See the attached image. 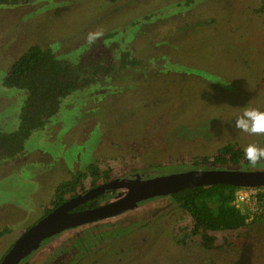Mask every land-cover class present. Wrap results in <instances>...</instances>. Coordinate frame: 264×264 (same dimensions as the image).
<instances>
[{"label": "rangeland", "instance_id": "1", "mask_svg": "<svg viewBox=\"0 0 264 264\" xmlns=\"http://www.w3.org/2000/svg\"><path fill=\"white\" fill-rule=\"evenodd\" d=\"M261 3L21 0L1 4L0 82L34 44L51 47L70 60L114 59L116 52L129 50L140 63L63 99L60 112L27 139L21 155L0 161V259L50 208L58 184L69 172L85 170L101 157L125 159L128 154L135 157L137 168L146 167L142 171L149 176L196 167L264 170V158L255 166L214 165L202 159L212 158L227 142L243 152L249 145L264 150V132L235 126L245 108L264 111ZM91 33L96 34L93 40ZM107 33L112 35L104 38ZM26 97L22 89L0 87V130L12 131L19 125ZM182 161L186 165L179 164ZM144 200L107 218L110 223L90 229L72 227L63 249L81 241L84 249L79 254L84 256L71 263L264 264L263 214L234 231L195 232L192 219L169 194ZM61 252L57 249L47 264H62Z\"/></svg>", "mask_w": 264, "mask_h": 264}, {"label": "trees", "instance_id": "2", "mask_svg": "<svg viewBox=\"0 0 264 264\" xmlns=\"http://www.w3.org/2000/svg\"><path fill=\"white\" fill-rule=\"evenodd\" d=\"M20 1L0 0V5H15ZM260 9L264 11V0ZM110 35L112 33H107L104 38ZM116 54L117 57L114 59L105 57L70 60L58 56L54 49L41 44H34L20 54L3 77L0 87L22 89L27 97L19 113V125L12 131L0 130V161L21 155L26 149L27 139L43 130L60 112L63 99L87 88L100 78L111 76L117 70L140 63V59L132 57V52L129 50H121ZM102 75L104 76L100 77ZM241 158L248 162L244 152L237 148L235 143L227 142L218 147L212 158L204 156L202 159L216 165L237 162ZM98 168L95 161H92L85 170L79 169L69 173V177L58 184L54 199L50 200L49 204L57 206L64 201L70 202L80 194L82 187L83 190L86 189L84 185L87 179L91 181L92 186H95ZM238 188L239 186L231 184H212L186 187L167 194L171 201L192 219L195 232H230L252 223L247 220L248 215L245 212L232 204ZM86 204L87 202H84L82 207ZM50 210L52 209L45 210L44 215ZM3 229L1 233H5L6 228ZM49 237L45 239L48 240ZM42 241L24 254L26 259L23 258L21 261L19 259L16 264H47L56 255L57 249L62 248L60 245H51L48 248ZM63 243L65 244V240ZM39 261L41 263H38ZM90 264H98V262L93 261Z\"/></svg>", "mask_w": 264, "mask_h": 264}, {"label": "water", "instance_id": "3", "mask_svg": "<svg viewBox=\"0 0 264 264\" xmlns=\"http://www.w3.org/2000/svg\"><path fill=\"white\" fill-rule=\"evenodd\" d=\"M231 184L239 187L264 185V170L198 169L174 172L151 177L138 182H108L89 190L59 211H52L26 228L0 259V264H16L34 245L60 231L79 226L86 222L108 218L124 212L137 202L160 194L192 186ZM110 185L125 188L119 197L106 203L77 211H67L84 199Z\"/></svg>", "mask_w": 264, "mask_h": 264}, {"label": "flooded vegetation", "instance_id": "4", "mask_svg": "<svg viewBox=\"0 0 264 264\" xmlns=\"http://www.w3.org/2000/svg\"><path fill=\"white\" fill-rule=\"evenodd\" d=\"M104 157L99 158V160L98 159L95 160V163L99 167L98 168V172H97V184L95 186H92V183H91L90 180H88V179L85 180L86 181V185H84V186H86L85 190H83L82 189L83 187H82L80 189V194L76 198L72 199L70 202L64 201L62 204H59L57 206H53L51 204V206H50L51 208H49V209H52V210H50L49 212L59 211V210L65 208L70 203L74 202L76 199L84 196L89 190H92V189L96 188L97 186H99L100 184H103V183H108V182H112V181L132 183V182H138V181H141V180H145V179H148V178H151V177H155L153 175L149 176V174L143 173L142 170H144L146 167L137 168L136 163L133 162L135 157H131L128 154H127L125 159H122V157H120V156H118L117 158H113L112 157V158H108V159L107 158L104 159ZM179 163L183 164V165H186V164H184L183 161L179 162ZM242 163H245V161L244 160H238L237 162L224 163V165L225 164H227V165L228 164H234V165L240 166ZM199 165H201V164L200 163L196 164V166H199ZM198 169H203V168L196 167V168L190 169V170H198ZM190 170L189 169H184L182 171H176V172H183V171H190ZM237 170H253V169H243V168L239 169V168H237ZM69 173H71V172H69ZM172 173H174V172H172ZM70 177H71V175H70ZM125 191H126L125 188L115 187V186L110 185L106 189H103V190H101V191H99L97 193H94L92 195L87 196L84 199V201H82L78 205L74 206L73 208L68 209L67 211L82 210V209H86V208H89V207H94V206L106 203L108 201H111V200L121 196ZM88 199H89V201H88ZM84 202H87V204L84 207H82ZM106 222L107 223L109 222L108 219L107 218H103V219H98V220H95V221L83 223V224H81V225H79L77 227H81V229H82V227H84V226H90L89 227V229H90V228H94L99 223H106ZM75 231L77 232V230H75ZM70 233L71 234L73 233L72 231H70V229H66V230L60 231V233H58L59 236H57L56 238H54L52 240L53 243H51V241H47V243L49 245L52 244V245H60V246H62V248L58 249V250L62 251L61 253H63V255L61 257L62 264L77 263L80 260H82V258L84 256L83 254L82 255L79 254V253H81V250L84 249V244L80 243L81 241H78L76 243L78 245L74 244L75 241H73L71 244H70V242H68L70 244L69 249L68 248L63 249V247H64L63 241L66 240V236L69 235ZM62 236H65V237H62ZM58 237H61V241L60 240L57 241ZM63 250H65V252H63Z\"/></svg>", "mask_w": 264, "mask_h": 264}, {"label": "clouds", "instance_id": "5", "mask_svg": "<svg viewBox=\"0 0 264 264\" xmlns=\"http://www.w3.org/2000/svg\"><path fill=\"white\" fill-rule=\"evenodd\" d=\"M96 34H89V40L95 39ZM235 126L244 131L264 132V111L253 108H245L236 117ZM245 158L250 165L255 166L257 161L264 158V150L257 149L254 145H249L244 150Z\"/></svg>", "mask_w": 264, "mask_h": 264}, {"label": "built area", "instance_id": "6", "mask_svg": "<svg viewBox=\"0 0 264 264\" xmlns=\"http://www.w3.org/2000/svg\"><path fill=\"white\" fill-rule=\"evenodd\" d=\"M232 204L248 215V221L264 214V185L239 187L235 191V198Z\"/></svg>", "mask_w": 264, "mask_h": 264}]
</instances>
